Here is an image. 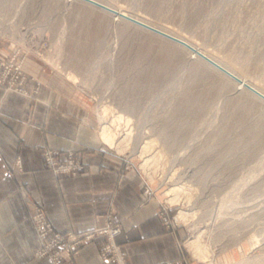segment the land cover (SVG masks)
Wrapping results in <instances>:
<instances>
[{
  "label": "rangeland",
  "instance_id": "rangeland-1",
  "mask_svg": "<svg viewBox=\"0 0 264 264\" xmlns=\"http://www.w3.org/2000/svg\"><path fill=\"white\" fill-rule=\"evenodd\" d=\"M107 1L188 37L264 89V0ZM117 27L114 16L80 0H0V87L4 93L39 98L46 84L42 76L57 77L66 83L67 101L90 118L100 136L101 104L114 107L110 116L129 113L134 131L143 135L138 134L139 141L157 137L158 145L165 148L170 157L165 170L169 172L159 170L151 179L142 165L141 150L116 148L126 125L110 132V149L123 160L121 176L128 170L142 176L145 202L157 201L165 228L178 234V261L204 264L186 245L197 226L206 230L205 239L217 251L215 264L256 255L262 246L253 248L250 237L264 235V101L186 47L136 25L127 26V32H118ZM63 29L65 38H59ZM57 51L58 66L49 59ZM28 59L41 64L42 76L26 67ZM66 65L78 72L79 82L61 70ZM68 113L81 117L74 111ZM88 151L45 145L41 160L61 182L91 167L86 160ZM17 166L22 169L20 158ZM172 180L191 183L194 188L192 205L197 216L193 228L177 217L181 207L192 205L168 201ZM33 194L29 214L39 242L34 256L54 264L50 256L38 255L41 241L33 218L37 209L42 208L54 228L60 229L43 198ZM104 217L103 225L82 232L60 231L84 234L110 222L121 224L115 243L130 264L125 243L117 241L124 217L116 218L111 204ZM96 236L102 237L101 262L118 264L114 253L108 261L102 257V246L110 240L98 232L89 239L81 237L76 264L82 243ZM255 241L260 244L264 239ZM73 254L65 253L64 263Z\"/></svg>",
  "mask_w": 264,
  "mask_h": 264
},
{
  "label": "crops",
  "instance_id": "crops-1",
  "mask_svg": "<svg viewBox=\"0 0 264 264\" xmlns=\"http://www.w3.org/2000/svg\"><path fill=\"white\" fill-rule=\"evenodd\" d=\"M26 67L42 76L40 63L28 59ZM42 77L46 84L39 98L4 93L0 87V264H52L46 257L34 256L39 242L29 214L31 192L43 198L63 232L103 225L111 204L114 216L124 217L117 241L125 243L130 264H181L178 234L165 228L157 201L145 202L142 176L135 170L121 176L122 158L110 149V139L95 131L90 118L67 101L66 83ZM45 145L62 150L88 148L86 160L91 167L57 182L41 160ZM101 240L96 236L82 243L78 264H103Z\"/></svg>",
  "mask_w": 264,
  "mask_h": 264
},
{
  "label": "bare ground",
  "instance_id": "bare-ground-1",
  "mask_svg": "<svg viewBox=\"0 0 264 264\" xmlns=\"http://www.w3.org/2000/svg\"><path fill=\"white\" fill-rule=\"evenodd\" d=\"M80 1L90 4L93 7L104 11V13L109 16L110 15L114 16V18L118 20V27H117L119 29L118 32L119 31L127 32V30L125 31V28L127 26L136 25L143 29L148 30L150 33L163 36L164 38H167L169 41L171 40V41L176 42L175 40L171 38H179L180 40H183L184 42L192 46L193 49L188 48L187 46H185V44H182L180 42H176V43L186 47L193 54L202 58L204 62L209 63L212 66L219 69L223 74L230 76L229 74L222 71L219 67L209 62L210 60H206L205 58H203V56H201L200 53L208 56L216 64L228 70L233 75H236L237 77H239L238 84L240 86H244L246 88H248L249 86L248 89L264 101V98L262 97V95H264V89L261 86H259V84H257L255 81L250 79L247 75L241 74L240 72L235 70L233 67L229 66L228 64L223 62L221 59L211 54L209 51L205 50L201 45L189 39L188 37L182 34H179L166 26H163L149 19H146L145 17L139 14L133 13L130 10L126 9L123 5H115L107 0H80ZM126 29H129V27H127ZM123 35H125V33ZM59 38H65V30L61 32V34L59 35ZM57 53L58 51L56 52L55 55H52V56L49 55L50 61L56 65L58 62ZM60 68L66 74V76L73 82H79L81 80L78 72H76V70L71 65H66ZM229 78L231 79V76ZM113 108L109 104H101L98 107V113H99L98 115L102 122L101 130H100L101 134L105 138H108L111 140L110 132L114 129L120 130L122 125H126L127 131L126 132L124 131L125 135L120 137V139L118 140V143L116 142V148L121 152H126L128 150H132V151L141 150L142 152L141 154L144 157V161L142 165L145 169V172L148 173L151 179L156 178L157 172L159 170H162V172L163 171L166 172L167 165L170 162V157L167 151L165 150V148L158 145L159 144L158 138L151 137V138L145 139L144 141H139L138 140L139 133L137 132L136 134V132L134 131V127L131 124L132 119H133L132 115H130L129 113H126L125 111L120 112L119 111L120 109L119 110L116 109V111L117 110L119 111L118 114L115 115L116 113L115 112L114 116H110V110ZM139 135L141 136L142 134H139ZM168 172L169 170L166 173ZM174 174L175 172L173 171V174L171 173L169 180H171V178L173 179ZM167 176L168 175H166L165 178ZM167 194L169 196L168 201L171 202L172 204H179V203L184 202L185 205H192V202H193L192 199H193V196L195 195V191L191 183H188V182L182 183L179 181L173 182L172 180V185L167 189ZM196 213H197V210L194 208L193 205L186 207V208L181 207L178 212L177 217L179 221L185 222L189 224V226L192 227V225H195V221L193 218L197 216ZM197 227L198 228L196 229L195 234H193V236L186 241L187 248L193 253L195 258L202 261L204 264H215L214 255L216 254L217 251L214 248V245L205 239L206 230H203L200 226H197ZM255 238H258V241L261 242L264 239V235L262 237H259L257 235H252L250 237V242L253 248L262 246V248L260 249V251L257 252L256 255H253V256L246 255L242 258L238 257L239 259L232 261L228 264H253V263L254 264H264V251H261L262 249H264V241L259 244V243H256Z\"/></svg>",
  "mask_w": 264,
  "mask_h": 264
},
{
  "label": "built area",
  "instance_id": "built-area-1",
  "mask_svg": "<svg viewBox=\"0 0 264 264\" xmlns=\"http://www.w3.org/2000/svg\"><path fill=\"white\" fill-rule=\"evenodd\" d=\"M18 72H20V70ZM33 218L36 222V230L41 241V245L38 249V255L50 256L54 264H76V254L79 252L77 246L83 241L81 237L89 239L97 232L108 236L110 240L102 246V257L104 260L108 261L109 256L114 253L116 258H118V261L116 260L118 264H126L122 254L120 253V247L115 243V236L122 230L121 224L110 222L108 225L100 229L89 230L84 234H75L71 231L65 234L54 228V226L47 219L42 208L37 209ZM70 239L72 241H69ZM69 252H73L74 257L70 259L69 262L64 263V254Z\"/></svg>",
  "mask_w": 264,
  "mask_h": 264
},
{
  "label": "water",
  "instance_id": "water-1",
  "mask_svg": "<svg viewBox=\"0 0 264 264\" xmlns=\"http://www.w3.org/2000/svg\"><path fill=\"white\" fill-rule=\"evenodd\" d=\"M173 40H175L176 42H180L182 44H185V46H187L188 48H192V46H190L188 43L184 42L183 40H180L179 38H171ZM201 56H203V58H205L206 60H210L209 62H211L212 64H214L215 66L219 67L222 71H224L225 73L229 74L231 77H233L236 81H239V77H237L236 75H233L232 73H230L228 70L224 69L223 67H221L220 65L216 64L213 60H211L208 56L200 53ZM249 88V86H248ZM262 97L264 98V95H262Z\"/></svg>",
  "mask_w": 264,
  "mask_h": 264
}]
</instances>
